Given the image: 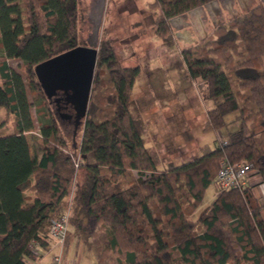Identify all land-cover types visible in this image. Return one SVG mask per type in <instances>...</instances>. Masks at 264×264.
I'll use <instances>...</instances> for the list:
<instances>
[{
	"label": "trees",
	"instance_id": "16d2710c",
	"mask_svg": "<svg viewBox=\"0 0 264 264\" xmlns=\"http://www.w3.org/2000/svg\"><path fill=\"white\" fill-rule=\"evenodd\" d=\"M208 1L151 0L156 34L169 41V19ZM87 9L85 0H0V109L12 118V132L0 135V264H34L41 248L33 246H48L52 220L68 209L77 160L83 173L70 226L77 241L93 242L98 264H264V199L254 186L217 181L225 155L252 164L264 180V7L182 46L186 75L204 83L213 103L204 129L220 132L230 114L239 125L178 163L148 144L130 105L141 65L124 64L106 31L86 114L78 125L59 117L54 98L67 104V117L74 108L63 91L47 94L35 66L79 44ZM37 124L42 151L35 159L27 133ZM75 131L79 158L68 139ZM214 182L215 197L196 215ZM70 238L69 229L67 247Z\"/></svg>",
	"mask_w": 264,
	"mask_h": 264
},
{
	"label": "rangeland",
	"instance_id": "374dc122",
	"mask_svg": "<svg viewBox=\"0 0 264 264\" xmlns=\"http://www.w3.org/2000/svg\"><path fill=\"white\" fill-rule=\"evenodd\" d=\"M85 1L89 12L91 0ZM150 1L108 0L100 40L106 31L105 33L113 39L124 64L141 65V75L135 83L130 99L132 111L141 119L143 126L149 125L152 132V138L149 141L162 154L164 161L179 162L182 159L191 158L194 154H200V147L205 142L214 147L222 140V136H229V131L237 128L239 123L233 121L236 115L230 114L227 116L228 126L220 131L222 135L217 136L215 131L204 129L207 110L213 103L204 97V83L193 81L186 75L181 48L187 44L174 36L169 41H165L156 34L154 22L157 10L150 6ZM81 26L83 33L80 38L85 40L91 30L88 16ZM21 62V60H10L14 68L23 71ZM33 111L35 118L38 119L35 107ZM0 119H5L8 125V127L4 125L0 127V135L11 133L12 118L7 117L2 109H0ZM70 134L68 139L70 144L73 143L75 157H77L80 136L76 135L77 137L74 138V135L72 137ZM189 136L191 138L187 140ZM27 137L32 155L35 159L39 158L42 149L38 124L35 131L27 133ZM92 157L93 155L90 154L89 160H92ZM82 173L81 167L77 166L69 199H72V192H75L76 183ZM252 182L264 191V180L261 175L253 178ZM217 184L214 182L208 187L196 215L203 211L215 197ZM70 201H68V209L71 214ZM70 232L69 247L73 251L69 252L65 248L63 264H95L98 261V255L93 242L85 238L75 245L73 241L76 235L73 232L76 231L73 226H70ZM45 251L41 249V252ZM48 258V254L45 255L43 264H47ZM111 260L109 258L108 262L110 263Z\"/></svg>",
	"mask_w": 264,
	"mask_h": 264
},
{
	"label": "water",
	"instance_id": "95a60500",
	"mask_svg": "<svg viewBox=\"0 0 264 264\" xmlns=\"http://www.w3.org/2000/svg\"><path fill=\"white\" fill-rule=\"evenodd\" d=\"M262 1L264 3V0ZM211 2L206 3L205 7L209 6ZM107 3L108 0L90 1L88 18L91 22V30L85 40L80 38L78 45L35 66L36 74L49 96H51V92L56 93L59 90L67 95L68 102L74 108V113H71L70 117L74 118L76 125L81 123L82 117L88 109ZM194 10H190V13L192 14ZM184 15L188 17L187 13ZM181 16L182 14L171 17L169 22L179 29L182 26H177L175 21ZM176 36L178 37V33ZM75 136L76 131L74 138Z\"/></svg>",
	"mask_w": 264,
	"mask_h": 264
},
{
	"label": "flooded vegetation",
	"instance_id": "af4514ba",
	"mask_svg": "<svg viewBox=\"0 0 264 264\" xmlns=\"http://www.w3.org/2000/svg\"><path fill=\"white\" fill-rule=\"evenodd\" d=\"M216 1L217 0L208 1L211 3L207 7H205V4L208 2L192 8L195 9L192 14L190 13L192 9L184 12L188 14V17H186L184 13H181V18L175 21L177 26H182L181 28H175L174 25L170 23L174 32V37L184 41L187 45H195L200 41H205L208 36L215 33V29L218 26L228 24L232 18L240 15L243 11L256 6L264 7L262 0ZM177 33L178 37L176 36ZM204 37L207 38L204 39ZM56 95H58V93L54 94L55 97ZM53 103L59 117L64 123L73 122V118H69L66 115L70 113L68 107L66 108L67 104H63L59 99L55 98Z\"/></svg>",
	"mask_w": 264,
	"mask_h": 264
},
{
	"label": "built area",
	"instance_id": "2783aa9c",
	"mask_svg": "<svg viewBox=\"0 0 264 264\" xmlns=\"http://www.w3.org/2000/svg\"><path fill=\"white\" fill-rule=\"evenodd\" d=\"M81 164L80 160L76 161V165ZM260 174L250 163L243 161H232L230 157L225 155L220 163L217 174V181L221 187H248L254 186L260 198L264 199V191L258 188L252 179ZM71 200V199H70ZM70 229V212L69 210L62 213L59 217L52 220L49 226V238L47 239L48 250L58 249L53 253L52 264H63V248L66 243L68 232ZM36 252L39 251L41 245L36 243L34 246Z\"/></svg>",
	"mask_w": 264,
	"mask_h": 264
},
{
	"label": "crops",
	"instance_id": "0c3cea01",
	"mask_svg": "<svg viewBox=\"0 0 264 264\" xmlns=\"http://www.w3.org/2000/svg\"><path fill=\"white\" fill-rule=\"evenodd\" d=\"M209 38V37H208ZM143 132H144V134H145V136H147L148 137V144L149 145H152L153 146V143L152 142H150L149 140H151V138H152V132H151V129H150V127H149V125H144V129H143ZM216 132V135L218 136V135H220L221 134V132L219 133L218 131H215ZM222 135V134H221ZM215 137V136H214ZM213 137V138H214ZM206 143V142H205ZM184 159H182L181 161H183ZM180 162V161H179ZM176 163H178V162H176ZM216 192V191H215ZM75 232H73V234H74ZM76 235V234H75ZM75 241H73V244H78V242L79 241H77V239H78V237L77 236H75ZM70 245V244H69ZM48 248V246L47 247H41V249H44V250H46L45 252H41L40 253V256H39V258L34 262V264H43L44 262V259H45V255H47L48 254V256H49V258H48V261H47V264H52V256H53V253L56 251V249L54 248L51 252L47 249ZM65 248H66V243H65V245H64V248H63V252L65 251ZM67 251H73V249H71L69 246L67 247ZM67 251H66V253H67ZM68 252V253H69ZM95 264H98V261L95 263Z\"/></svg>",
	"mask_w": 264,
	"mask_h": 264
}]
</instances>
